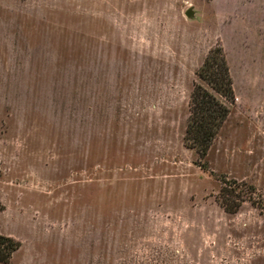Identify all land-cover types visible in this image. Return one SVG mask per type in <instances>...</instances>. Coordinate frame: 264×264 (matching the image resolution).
<instances>
[{
    "label": "rangeland",
    "instance_id": "rangeland-1",
    "mask_svg": "<svg viewBox=\"0 0 264 264\" xmlns=\"http://www.w3.org/2000/svg\"><path fill=\"white\" fill-rule=\"evenodd\" d=\"M198 84L230 110L204 158ZM0 203L10 264H264V0H0Z\"/></svg>",
    "mask_w": 264,
    "mask_h": 264
},
{
    "label": "trees",
    "instance_id": "trees-1",
    "mask_svg": "<svg viewBox=\"0 0 264 264\" xmlns=\"http://www.w3.org/2000/svg\"><path fill=\"white\" fill-rule=\"evenodd\" d=\"M198 75L209 83L215 92L223 96L233 94V79L221 47L211 51ZM229 112L228 106L223 104L210 89L198 84L192 94L191 115L185 135L186 146L196 150L200 157H206ZM221 182L222 186L217 199L229 213H237L240 210L245 201L246 192L250 194L255 192L254 186L249 189L246 182L235 179L229 181L226 178ZM243 187H248V190H244ZM2 208L0 203V211ZM21 245L19 240L0 232V264H10L14 253L21 248Z\"/></svg>",
    "mask_w": 264,
    "mask_h": 264
},
{
    "label": "water",
    "instance_id": "water-1",
    "mask_svg": "<svg viewBox=\"0 0 264 264\" xmlns=\"http://www.w3.org/2000/svg\"><path fill=\"white\" fill-rule=\"evenodd\" d=\"M187 15H189L190 17H193V16H194V11H193V9H189V10L187 11Z\"/></svg>",
    "mask_w": 264,
    "mask_h": 264
}]
</instances>
